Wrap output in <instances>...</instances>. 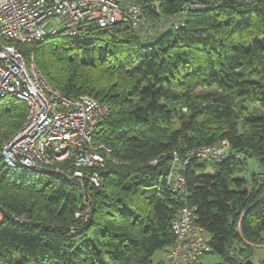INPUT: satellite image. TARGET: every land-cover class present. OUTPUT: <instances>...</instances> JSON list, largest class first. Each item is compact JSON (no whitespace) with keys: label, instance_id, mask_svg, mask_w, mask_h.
I'll return each mask as SVG.
<instances>
[{"label":"trees","instance_id":"trees-1","mask_svg":"<svg viewBox=\"0 0 264 264\" xmlns=\"http://www.w3.org/2000/svg\"><path fill=\"white\" fill-rule=\"evenodd\" d=\"M141 1L145 35L117 23L19 44L52 88L108 106L93 140L109 151L82 187L0 155V264H166L152 256L184 205L224 261L264 244V0ZM25 113L0 98V149ZM222 141L221 158L198 153ZM249 158L262 170L247 179Z\"/></svg>","mask_w":264,"mask_h":264},{"label":"built area","instance_id":"built-area-1","mask_svg":"<svg viewBox=\"0 0 264 264\" xmlns=\"http://www.w3.org/2000/svg\"><path fill=\"white\" fill-rule=\"evenodd\" d=\"M169 18L174 24L181 15ZM117 23L142 35L151 31L141 0H0V98L13 95L26 106L21 127L0 149L7 166L36 171L49 168L81 187L85 181L99 185L97 168L104 165L103 152L109 148L95 144L93 135L109 115L108 106L89 95L70 98L52 88L34 57L25 59L17 45L40 42L60 32L76 35L91 25L108 28ZM56 25L62 29L58 31ZM226 144L208 145L198 153L219 159ZM61 163L68 166L62 169ZM171 178L172 188L183 191V176ZM171 227L175 239L164 250L166 264H200V257L211 246L195 208L182 206Z\"/></svg>","mask_w":264,"mask_h":264},{"label":"rangeland","instance_id":"rangeland-1","mask_svg":"<svg viewBox=\"0 0 264 264\" xmlns=\"http://www.w3.org/2000/svg\"><path fill=\"white\" fill-rule=\"evenodd\" d=\"M56 27H57L58 31H60L62 29V26H60V25H56ZM17 46H18V48H20L19 45H17ZM23 47L24 46H22V49H23ZM30 55L33 56V52L31 53V51H30L28 56H30ZM222 150H224V148ZM261 170H262V167L256 162L255 159L249 158L247 160V170H246L247 179L250 178L249 176H250V173L252 171H261ZM263 236H264V231H263ZM152 260L154 262H158L160 260L165 261V256H164L163 249L157 250L153 254ZM199 261L201 262V264H218V263L234 264V263H229L227 261L222 260L221 257L218 254L211 253V252L203 254L200 257ZM263 261H264V244H261V245L255 246L254 255H253V259H252V263L251 264H260V262H263Z\"/></svg>","mask_w":264,"mask_h":264},{"label":"water","instance_id":"water-1","mask_svg":"<svg viewBox=\"0 0 264 264\" xmlns=\"http://www.w3.org/2000/svg\"><path fill=\"white\" fill-rule=\"evenodd\" d=\"M232 260H236L235 257H231ZM252 261L250 259L244 260V261H237V264H251Z\"/></svg>","mask_w":264,"mask_h":264},{"label":"crops","instance_id":"crops-1","mask_svg":"<svg viewBox=\"0 0 264 264\" xmlns=\"http://www.w3.org/2000/svg\"><path fill=\"white\" fill-rule=\"evenodd\" d=\"M200 264H201V262H200Z\"/></svg>","mask_w":264,"mask_h":264}]
</instances>
